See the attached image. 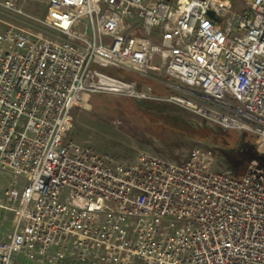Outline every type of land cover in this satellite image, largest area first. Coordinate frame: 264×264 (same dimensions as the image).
<instances>
[{"label": "built area", "instance_id": "obj_1", "mask_svg": "<svg viewBox=\"0 0 264 264\" xmlns=\"http://www.w3.org/2000/svg\"><path fill=\"white\" fill-rule=\"evenodd\" d=\"M102 69L198 91L264 156V0H0V170L24 181L0 264H264L257 161L233 178L208 150L119 162L67 139L88 94L156 97Z\"/></svg>", "mask_w": 264, "mask_h": 264}, {"label": "rangeland", "instance_id": "obj_2", "mask_svg": "<svg viewBox=\"0 0 264 264\" xmlns=\"http://www.w3.org/2000/svg\"><path fill=\"white\" fill-rule=\"evenodd\" d=\"M22 6L24 12L33 16L39 17L44 13L43 3ZM102 71L133 82L141 78L156 82L154 79L158 78L115 69ZM158 81L165 82V79ZM140 84L139 87L151 92L150 85ZM163 86L168 93L152 100L108 93L88 94L82 106L72 112V126L67 139L119 162H133L143 152L165 161L181 163L195 149L208 150L213 155L215 171L238 178L242 168L254 159L256 149L252 146L256 144L255 137L237 130H223L210 122L205 110L217 104L204 102L206 100L198 91L175 82H167V86ZM170 97L190 101L202 112ZM3 173L0 170V204H7L12 211L0 209V242L11 233L14 218V203L5 191L10 188V178ZM15 260L18 264H44L26 258L23 252L15 254Z\"/></svg>", "mask_w": 264, "mask_h": 264}, {"label": "trees", "instance_id": "obj_3", "mask_svg": "<svg viewBox=\"0 0 264 264\" xmlns=\"http://www.w3.org/2000/svg\"><path fill=\"white\" fill-rule=\"evenodd\" d=\"M140 82H143V83H146V84L150 85V87L152 89L151 90L152 95H154V96H165L166 93H168V91H167L168 89L166 87H164L163 85H161L159 83H156L154 81H148L147 79L141 78V80L137 81L136 83L138 85H141ZM252 147H254V149H256V144L253 145ZM252 160L257 161L258 166L261 167L262 169H264V156L258 154L256 152V150L254 152V159H252ZM245 170H246V167L242 168V170L240 171L241 173H239L237 176L238 177L242 176L244 174Z\"/></svg>", "mask_w": 264, "mask_h": 264}, {"label": "crops", "instance_id": "obj_4", "mask_svg": "<svg viewBox=\"0 0 264 264\" xmlns=\"http://www.w3.org/2000/svg\"><path fill=\"white\" fill-rule=\"evenodd\" d=\"M5 174L7 177L10 178V186L9 187H13L15 191H17L18 193L20 192L22 185L24 184V181H22L20 178H16L13 177L12 175H10L9 173H3ZM0 209L4 210V211H12V209L7 205V204H0ZM10 233L8 235H6L5 240L8 239Z\"/></svg>", "mask_w": 264, "mask_h": 264}, {"label": "bare ground", "instance_id": "obj_5", "mask_svg": "<svg viewBox=\"0 0 264 264\" xmlns=\"http://www.w3.org/2000/svg\"><path fill=\"white\" fill-rule=\"evenodd\" d=\"M98 86L100 88H102V89H107V90H112V91H118L117 90V88H118L117 86H115L114 84L108 83V82H106L104 80H101L99 82ZM179 102L180 103H185V101H183V100H180ZM187 102H188L187 104L185 103L187 107H189L191 109H198L194 103L189 102V101H187Z\"/></svg>", "mask_w": 264, "mask_h": 264}, {"label": "water", "instance_id": "obj_6", "mask_svg": "<svg viewBox=\"0 0 264 264\" xmlns=\"http://www.w3.org/2000/svg\"><path fill=\"white\" fill-rule=\"evenodd\" d=\"M209 16H210V17H213V15H212L211 13H209ZM221 173H222V172H221ZM225 174H227V173H225ZM229 175H230V174H229Z\"/></svg>", "mask_w": 264, "mask_h": 264}]
</instances>
